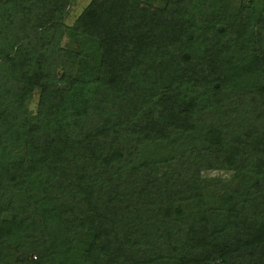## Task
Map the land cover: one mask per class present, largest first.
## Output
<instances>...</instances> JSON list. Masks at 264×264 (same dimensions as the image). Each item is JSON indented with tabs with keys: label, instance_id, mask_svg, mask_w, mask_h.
Wrapping results in <instances>:
<instances>
[{
	"label": "trees",
	"instance_id": "trees-1",
	"mask_svg": "<svg viewBox=\"0 0 264 264\" xmlns=\"http://www.w3.org/2000/svg\"><path fill=\"white\" fill-rule=\"evenodd\" d=\"M71 2L0 0V264H264V0Z\"/></svg>",
	"mask_w": 264,
	"mask_h": 264
},
{
	"label": "rangeland",
	"instance_id": "rangeland-1",
	"mask_svg": "<svg viewBox=\"0 0 264 264\" xmlns=\"http://www.w3.org/2000/svg\"><path fill=\"white\" fill-rule=\"evenodd\" d=\"M89 0H72L71 5L68 8V17H66V22L71 23V21L74 19V17L78 14V12L84 7V5L88 2ZM35 103V97L29 101L28 108L30 111L33 110ZM203 176L205 177H217L222 180H226L229 177V174L227 175L226 173L218 172V171H207L203 173Z\"/></svg>",
	"mask_w": 264,
	"mask_h": 264
}]
</instances>
